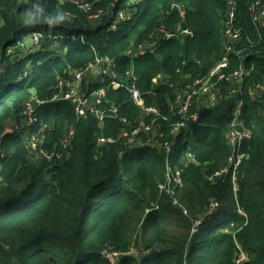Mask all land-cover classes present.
Listing matches in <instances>:
<instances>
[{"label":"trees","instance_id":"obj_1","mask_svg":"<svg viewBox=\"0 0 264 264\" xmlns=\"http://www.w3.org/2000/svg\"><path fill=\"white\" fill-rule=\"evenodd\" d=\"M88 1L96 2L91 11L59 0H0V264H264V28L252 21L251 0H235L238 48L253 71L240 95L245 127L228 137L236 99L224 90V102L212 108L193 105L182 114L176 104L179 90L227 56L225 0H138L130 9L136 14L116 29L131 0ZM100 10L107 14L92 20ZM34 34L41 38L30 69L21 56ZM157 38L154 52H132ZM97 58L114 60L123 85L107 87L98 115L50 101L61 93L60 77ZM133 80L145 112L132 99ZM33 99L45 103L29 125L22 117ZM27 134L59 154L33 162ZM170 169L181 170V183L170 184L174 196L162 189ZM106 253L118 255L112 261Z\"/></svg>","mask_w":264,"mask_h":264},{"label":"built area","instance_id":"obj_2","mask_svg":"<svg viewBox=\"0 0 264 264\" xmlns=\"http://www.w3.org/2000/svg\"><path fill=\"white\" fill-rule=\"evenodd\" d=\"M60 2H72L73 4L77 5L79 8L85 10V11H91L94 4L96 2H93V3H90L88 0H59ZM226 3L228 4L229 6V9L227 11V18L226 20L222 23V26H223V30L221 31V38H222V48L225 50V52L227 53V56L224 58V61L223 63H219L218 65H215L212 69H216V70H220V76L223 77L224 75V70L225 68L228 67V57L231 55V54H235L238 58H239V61L241 62V66L239 69L241 70H244L243 68V63H242V59L244 57V53H245V50L242 49V48H238V45H240V42L241 40L243 39V36H242V31H237L235 29V25H236V21H237V17H236V12H237V3L235 0H225ZM130 6L131 3H130ZM249 10L250 12L252 13V21L255 25L257 26H260L262 28H264V0H251V4L249 5ZM125 11H130V9H126ZM107 13H105L104 11L100 10L98 12H96L95 14L91 15V19L94 20V21H99L102 19V16L103 15H106ZM4 26V20H3V17H2V6L0 4V30L1 28ZM113 29H116V24L113 25ZM163 34H162V37L165 38V37H171L170 34L164 32V30H162ZM39 36V38H37ZM32 37H34V39L32 40L33 43L35 45H38L39 42H40V38L41 36L38 35V34H34ZM160 38H157V41H155L154 43H151L149 45V47H140L138 48L137 50L136 49H133V51H136V53H141V54H145L146 52L148 51H151V52H154L155 51V45H156V42H159ZM38 43V44H36ZM140 50V51H139ZM132 51V52H133ZM97 63H102V64H105L104 66H108V62H109V66L112 67V72H113V69H114V60H111V59H106V60H103V58H97ZM92 64H90L89 66H91ZM88 66V67H89ZM87 67V68H88ZM245 71V70H244ZM73 73V72H72ZM71 73V74H72ZM237 76H239L240 74L238 72L235 73ZM217 75V74H216ZM76 77L77 78H74L75 79H78L80 80L81 77H82V73H77L76 74ZM158 79H155L154 82L156 83ZM200 81H196L195 85H198L200 84ZM67 81L65 80H59L58 82V89L61 91L60 94L54 96V98L52 100H50L51 102H59V101H69L72 106L75 108L78 116H84L86 114V111L88 109H92V112H94L96 115H98L97 113H99V111L97 110V107L99 105H101V100L103 99V97L106 96V92H107V87L105 88H101L97 91H92L91 94L89 95L90 97V101H89V97H86L85 95L82 96L81 95V91L74 88L72 89L70 86H68V82L66 83ZM135 81L133 80L131 82V88H130V92L132 94V99L133 101L136 103V105H138L140 107V109H142L144 112L145 110L143 109L144 107V101L140 95V93L138 92V90L135 88ZM122 83L117 80V76L114 75V78H113V82L111 84V87L115 90L119 89L120 87H122ZM65 88H68V92L66 94H64V89ZM182 95V94H181ZM193 97V95H192ZM192 97H190L186 102L184 101V99L180 96V94L178 95L177 97V102L176 104H178L180 102V100L183 99V105H179L180 108H181V113L182 114H185L192 106L191 105V100L193 99ZM35 100V99H33ZM32 101L29 102L26 106V108L29 106L30 107V117H29V125L30 124H34L37 122V119L34 118V114L35 113V110L37 107L41 106L43 103L45 102H41V101H38V100H35L32 104ZM31 104V105H30ZM175 108V105L174 107H172V109ZM114 112L117 114V109L116 108H113ZM148 113H154L156 114V116L159 115V112L155 109V108H149V109H146ZM25 114V113H24ZM28 114V115H29ZM28 117V116H27ZM102 114H101V118H102ZM194 117L197 118V115H195ZM122 122H125V119H121ZM155 121V120H154ZM184 126V123H181V124H177L175 125L174 127V131L177 132L179 130L180 127ZM145 127V121L144 120H141L140 121V125L133 131V134H137L138 131ZM43 130V129H42ZM73 135V132L70 133L69 136H72ZM240 136V135H239ZM68 140V139H67ZM32 141V150L33 152H38L40 151V153H42L45 157H49V154L42 148V145L41 144H38V142H40L37 138V136H32L31 137V140ZM109 141H112V140H109ZM99 142L101 144L107 142L106 139H99ZM168 151L170 152V146H168ZM190 160H192V155L191 154H188ZM167 177H168V184L167 186H162V189H166V191L174 196V193H170V184L171 182L174 180L176 181L178 184L181 183V170L177 171L176 174L174 173L173 175V172L172 170L170 169L168 171V174H167ZM174 203L177 204V201L176 199L174 200ZM216 205L213 204V207L214 208ZM200 222H197V224H199ZM131 252H129L127 255H130ZM118 254L117 253H114V254H108L106 253V256L110 258V260H114V257H116Z\"/></svg>","mask_w":264,"mask_h":264},{"label":"rangeland","instance_id":"obj_3","mask_svg":"<svg viewBox=\"0 0 264 264\" xmlns=\"http://www.w3.org/2000/svg\"><path fill=\"white\" fill-rule=\"evenodd\" d=\"M136 2H137V0H131V5H135ZM176 7H178V6L175 5L174 9H177ZM179 9L184 11L185 7L183 5H180ZM226 9H227V11L229 9V6H228L227 3H226ZM137 10L138 9H133L131 11L120 12L118 14V17L116 18V21H115L116 28H117V24L120 21H125V20H128V19L132 18L133 14L135 15ZM104 12L106 13L107 11H104ZM235 29L237 31L241 30V29H239L237 27V21H236ZM151 36L154 37V39L156 38L155 34H152ZM37 38H39V36ZM32 42L33 41L29 42L30 48H27L26 49V53L21 56L22 60L26 59L28 57V61L26 62L27 67H30L31 64L36 59V58H33L31 61L29 60V57L31 55H33L34 53H36L37 52L36 50L38 49L36 47L37 45H35V46L32 45ZM151 43H154V42L145 41L144 43H142L141 46L148 48ZM36 44H38V43H36ZM20 47H24L25 48L26 46L21 43ZM56 48L57 47H55V49ZM132 48L133 49H138L139 45L138 46H133ZM28 51H30L31 54ZM10 52H11V50H10ZM215 59H213V61ZM103 60H106V58H103ZM243 60H245V57L242 59V63H243ZM217 62H215L213 65H215ZM240 63L241 62L237 58H233V59L229 58L228 67L226 68L227 70L225 71L223 69L224 70L223 77L220 76V70H216V69L214 70V69H212L214 66L210 65L209 68H211V71L203 79H201L200 84L193 85L189 89H185L183 92L181 90H179L178 94H180V96L184 99L185 102L190 97H192V95H193V97H192L193 99L191 100V105L190 106L196 105L197 106V110H200L203 107L212 108V107L216 106L217 104L218 105L222 104L224 101L221 102L222 101L221 99L223 98V95L221 93H222V90H224L225 99H227V100L228 99H236V106H239V105L242 106V100L240 99V95L243 94L242 93L243 83L246 81V79L249 76H251L250 74H252V73L239 69L240 68L239 67ZM90 64H92V63H90ZM104 65L105 64H102V63L98 64L97 61H96L91 66H89V67L87 66L88 68H86V69H79V70L73 71V73L69 74V77L67 76V78H64V77H60V78H63L65 81H67L68 82V86H70L72 89L76 88V89L80 90L82 96L85 95L86 97H89V95L91 94L92 91H97V90H99L101 88H105V87H111V84L113 82V78H114V75H115V72H114L115 68L113 69V72H112V70H111L112 67L109 66V62H108V66L105 67ZM31 67H30V69H31ZM26 69L28 70V68H26ZM80 72L82 73L81 79L80 80H78V79L74 80V78H77L76 74L80 73ZM236 72H238L240 75L237 76L235 74ZM115 76H117V75H115ZM255 85H256L255 83L254 84H250L249 85L250 87L248 88L249 91L247 89V91H248V93L250 95V96L248 95L250 97V101H253V102L255 101V99L257 97V94H258V91L256 90ZM251 86H253L254 88L252 87L253 88L252 89ZM57 88H58V85H57ZM32 92H34V90H32ZM244 94H247V93L245 92ZM183 99L180 100V102L178 103L179 105H183ZM34 101L35 100H33L32 103ZM89 101H90V97H89ZM252 105H254V104H251V106ZM255 107L256 106H254V109H255ZM226 108L228 110H223L224 114H227V112L230 109V106L227 105ZM235 112H236V109L233 108L231 117L232 118L234 117V119H232V126L229 127V125H228L229 130L225 132L227 137L229 135L236 134L237 131H238L237 128L239 126L245 127L244 125H242L241 121L239 120V115L241 114V112H238L237 116H234L233 114ZM29 113H30V107L28 106L25 109V115L22 117V120L25 118V120L22 121L23 123H26V124L29 123V117L31 115ZM32 115H34V114H32ZM34 118H36V116H34ZM14 121H11V122L7 123V129L12 130V128H14V124L16 123ZM42 129H43V127H40V129L37 132H39V134L40 133L43 134L44 131ZM244 132H246V131H244ZM47 133H48V129H47ZM30 140H31V137H30V135L28 137V134H27L26 135V143L29 145V152L31 154L30 157H31L32 161L33 162H38V161H40L42 159L41 157L45 158V156L42 153H40V151L33 152V150H32V144L33 143ZM38 144L42 145V142H38ZM56 154H59V153L55 152L53 154H49V157H48V158H50L49 161L52 162L55 159ZM186 155L183 157V159H184L185 162H189L190 158H189L188 154H186ZM170 193H174V190L170 189ZM212 203H216L217 204V201L216 200H211L210 205Z\"/></svg>","mask_w":264,"mask_h":264},{"label":"crops","instance_id":"obj_4","mask_svg":"<svg viewBox=\"0 0 264 264\" xmlns=\"http://www.w3.org/2000/svg\"><path fill=\"white\" fill-rule=\"evenodd\" d=\"M244 57H245V60H243V68H244V70L245 71H248V72H252L253 70L252 69H250V68H248V69H246V65H245V63H246V60H247V58L248 57H246V55H245V53H244ZM243 57V58H244ZM253 89V88H252ZM240 107H241V105H239V106H236V112H235V114L237 115L238 114V112L240 111ZM235 114H233L234 116H236Z\"/></svg>","mask_w":264,"mask_h":264},{"label":"clouds","instance_id":"obj_5","mask_svg":"<svg viewBox=\"0 0 264 264\" xmlns=\"http://www.w3.org/2000/svg\"><path fill=\"white\" fill-rule=\"evenodd\" d=\"M130 3H131V1H130ZM137 3H138V0H137V2L135 3V5H136ZM133 6H134V5L130 6V7L128 8V10L131 9V7H133ZM125 10H126V9H125ZM125 10H122L121 12H123V11H125ZM119 13H120V12H119ZM117 17H118V14H117ZM117 17H116V18H117ZM59 18H60V19H63V16H61V17H59ZM222 49H223V48H222ZM59 102H60V101H59ZM239 112H241V109H240ZM236 116H237V115H236ZM43 130H44V127H43ZM238 135H241V134H238V133L233 134V136H238ZM235 138H237V137H235ZM189 161H190V160H189ZM215 207H216V206H215ZM215 207H214V208H215ZM214 208H211V209L213 210ZM199 224H200V223H199ZM199 224H198V225H199Z\"/></svg>","mask_w":264,"mask_h":264}]
</instances>
